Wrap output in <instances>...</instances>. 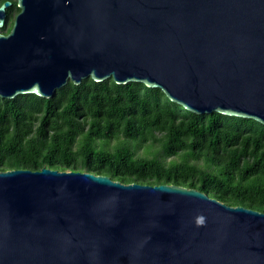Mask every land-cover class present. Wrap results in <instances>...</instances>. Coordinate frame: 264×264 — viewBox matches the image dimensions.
I'll return each mask as SVG.
<instances>
[{"label":"water","instance_id":"1","mask_svg":"<svg viewBox=\"0 0 264 264\" xmlns=\"http://www.w3.org/2000/svg\"><path fill=\"white\" fill-rule=\"evenodd\" d=\"M18 7L1 37V98L111 78L160 88L198 115L264 124V0ZM0 264H264V213L178 184L0 170Z\"/></svg>","mask_w":264,"mask_h":264},{"label":"trees","instance_id":"2","mask_svg":"<svg viewBox=\"0 0 264 264\" xmlns=\"http://www.w3.org/2000/svg\"><path fill=\"white\" fill-rule=\"evenodd\" d=\"M43 167L183 185L264 213V124L192 113L141 82L0 97V170Z\"/></svg>","mask_w":264,"mask_h":264},{"label":"flooded vegetation","instance_id":"3","mask_svg":"<svg viewBox=\"0 0 264 264\" xmlns=\"http://www.w3.org/2000/svg\"><path fill=\"white\" fill-rule=\"evenodd\" d=\"M5 2H8V4L4 7V10L0 9V43L2 34H7L10 31L13 21L20 10L18 0H0V7Z\"/></svg>","mask_w":264,"mask_h":264}]
</instances>
